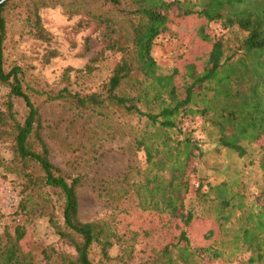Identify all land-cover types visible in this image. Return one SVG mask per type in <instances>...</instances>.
<instances>
[{"label": "trees", "instance_id": "16d2710c", "mask_svg": "<svg viewBox=\"0 0 264 264\" xmlns=\"http://www.w3.org/2000/svg\"><path fill=\"white\" fill-rule=\"evenodd\" d=\"M58 6L70 17L81 15L97 25L103 55H121L95 91L72 89L71 84L53 88L29 80L20 65L7 66L5 43L15 22L29 37L49 42L40 11ZM190 18L219 23L222 30L237 28L241 32L237 46L229 47L221 37L210 38L203 28L192 27L188 31L199 48L164 73L153 55L156 40L174 20ZM78 27L83 28V23ZM93 62L77 73L86 72L91 78ZM0 85L7 90L0 109V142H9L14 156L11 162L0 157V169L20 179V213L47 218L57 235L71 243L76 256L66 257V263L211 264L222 253L211 245L196 246L190 229L201 215L227 223L231 217L226 213L236 211L235 243L251 253L249 264H264V148L259 166L263 178L255 200L247 202L246 195L231 191L226 181L205 185L202 179L191 198L190 183L204 149L195 136L198 128L185 125L201 118L206 137L210 131L214 136L210 143L214 150L240 159L264 138V0H8L0 9ZM15 100L26 108L23 118ZM57 102L81 112L92 122L95 134L131 139L133 158L121 180L104 184L94 180V190L108 205L132 194L142 212L169 216L179 232L176 242L137 263L132 250L120 259L111 258L109 250L120 239L115 215L110 221L84 222L78 190L87 180L64 172L51 160L42 108ZM197 206L203 207L202 214ZM214 236L212 230L206 239ZM24 237L22 226L0 234V264H37L21 248ZM95 246L102 255L98 263L91 258Z\"/></svg>", "mask_w": 264, "mask_h": 264}, {"label": "rangeland", "instance_id": "374dc122", "mask_svg": "<svg viewBox=\"0 0 264 264\" xmlns=\"http://www.w3.org/2000/svg\"><path fill=\"white\" fill-rule=\"evenodd\" d=\"M40 16L51 40L43 42L29 37L19 21L15 22L5 43L7 66L20 65L29 80L37 79L43 85L53 88L71 84L72 89L97 90L110 76L121 55L110 52L102 54L100 31L95 23L90 24L84 16L70 17L60 6L43 8ZM80 22L83 28L78 27ZM197 26L199 30L203 28L204 34L210 38L221 37L229 47L236 48L238 35L241 34L237 28L222 30L219 23H205L197 18L176 19L169 30L156 40L153 50L162 72L167 73L179 66L180 59L199 48V41L192 36V31H188ZM92 59L94 62L91 65L95 70L91 78L87 79L86 72L77 73V70L86 69ZM6 94L7 90L0 85V109H3ZM15 101L19 118H23L26 108L22 101ZM42 117L44 137L51 149L52 162L64 172L84 175L87 180L78 190L81 219L84 222L98 219L110 221L112 213L115 215L113 223L120 239L109 250L111 258L120 259L132 250L133 262L137 263L157 254L167 244L176 242L179 232L169 216L142 212L132 194L119 204L108 205L98 198L94 190V180L100 184L106 180H121L128 170L133 158L129 137L111 139L102 137L100 133L95 134L91 130L92 122H88L81 112L64 102L45 105ZM185 125L192 129L198 128L195 129V136L201 140L204 149L203 156L196 163L197 176L190 183L191 198H194V191L199 187L196 184L202 179L205 185L226 181L234 193L243 192L247 202L255 200L260 194L263 178L259 166L264 138L252 145L250 155L240 159L237 154L218 153L214 150L210 144L214 136L210 131L206 137L201 118H196L194 122L188 121ZM10 147L9 142H0V157L7 162H11L14 157ZM20 183L12 171L0 169V234H4L6 229L13 233L17 226H22L25 237L21 241V248L26 255L30 254L37 264H68L66 257L76 256L71 243L57 235L47 218L26 217L20 213L23 196ZM196 210L202 214L203 207L197 206ZM226 215L231 217L227 223H218L214 221L217 219L215 217L204 219L201 215L190 229L191 239L196 246L211 245L222 253L221 259L211 264H249L251 253L235 243L239 214L228 211ZM212 230L215 236L206 239ZM91 258L96 263L102 259L98 246L92 249ZM115 264H121L120 260H116Z\"/></svg>", "mask_w": 264, "mask_h": 264}, {"label": "water", "instance_id": "95a60500", "mask_svg": "<svg viewBox=\"0 0 264 264\" xmlns=\"http://www.w3.org/2000/svg\"><path fill=\"white\" fill-rule=\"evenodd\" d=\"M6 1H8V0H1L0 1V9H1V6L3 5V3H5Z\"/></svg>", "mask_w": 264, "mask_h": 264}, {"label": "built area", "instance_id": "2783aa9c", "mask_svg": "<svg viewBox=\"0 0 264 264\" xmlns=\"http://www.w3.org/2000/svg\"><path fill=\"white\" fill-rule=\"evenodd\" d=\"M197 186H199V184H196Z\"/></svg>", "mask_w": 264, "mask_h": 264}]
</instances>
